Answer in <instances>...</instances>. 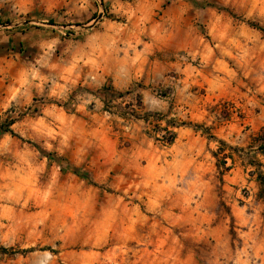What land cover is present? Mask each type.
<instances>
[{"label": "rangeland", "instance_id": "1", "mask_svg": "<svg viewBox=\"0 0 264 264\" xmlns=\"http://www.w3.org/2000/svg\"><path fill=\"white\" fill-rule=\"evenodd\" d=\"M13 2L34 44L18 47L29 93L0 99V264H245L247 252L248 264H264V218L235 223L222 187L229 154L264 194V162L249 153L264 135L251 127L264 115V0H0ZM163 17L181 28L185 86L209 116L201 129L230 121L232 144L209 138L182 158L161 138L189 121L186 109L145 114L140 100L115 103L111 93L97 108L98 90L71 82L109 59L107 41L86 29ZM7 44L0 37V50ZM155 94L178 100L174 89Z\"/></svg>", "mask_w": 264, "mask_h": 264}, {"label": "crops", "instance_id": "2", "mask_svg": "<svg viewBox=\"0 0 264 264\" xmlns=\"http://www.w3.org/2000/svg\"><path fill=\"white\" fill-rule=\"evenodd\" d=\"M22 10L23 7L17 2L0 3V19L9 18L8 22L0 24L4 28L0 29L1 41L4 44L8 43V49L4 47L0 50L2 67L0 68V99H2V103L19 99L27 95L30 90L28 85H19L21 81H30V74L29 62L18 53V47L29 46L31 42L34 44L30 35L34 31L23 26L22 19L17 15ZM167 20L163 17L150 24L136 18L112 24L102 21L86 29L87 35L88 33L98 35L102 37L103 41H107L109 59L106 62L102 61L100 65H89L83 72L79 71L71 79V82L76 81L80 85L85 84L93 90H98V93L92 95L97 108H102L104 96L111 93L113 94L112 102L115 103L132 104L137 99L140 100L141 109L145 114L150 112L169 114L182 107L188 111L186 117L192 123L206 122L209 116L202 104H193L194 95L191 91L188 92V88L185 86L188 76H182L187 66L183 65L179 56L183 48L181 28L173 30L167 24ZM111 27L113 28L111 29ZM83 33L81 31V34ZM175 34H177V38ZM144 36L148 38L144 39ZM18 62L21 65L15 67L14 65H17ZM6 66L15 68L11 70ZM157 89L165 91L174 89L178 100L170 102L168 98L157 97L155 94ZM180 93H183L181 98L179 97ZM113 117L119 119L115 114ZM147 124L148 118H140L136 121L135 128L141 136L142 142L149 144L151 137L144 132ZM232 125V122L229 121V124L210 128V130L215 137L232 144L235 141ZM263 126L264 115H258L251 122L252 128L259 129ZM175 133V139L169 146L175 148V153L183 156L182 158H191L196 152H201L207 147V142L211 146L210 139L192 126L175 127ZM258 147L259 145L250 147L249 149H253V151H249V153H255L257 158L264 162V152ZM227 155L226 159L229 162L225 163L227 173L223 175L222 187L225 190V196L228 197L235 223L245 225L256 216L264 218V194L259 191L258 180L250 178L248 168L244 164L237 165L235 158L232 155ZM244 185L252 187L248 195L240 193V188ZM247 246L251 249L260 248L257 243L245 242L242 249L246 250ZM260 246L263 248V244ZM250 259L251 255L247 252L243 258H240V261L248 264Z\"/></svg>", "mask_w": 264, "mask_h": 264}, {"label": "trees", "instance_id": "3", "mask_svg": "<svg viewBox=\"0 0 264 264\" xmlns=\"http://www.w3.org/2000/svg\"><path fill=\"white\" fill-rule=\"evenodd\" d=\"M182 125L192 126L196 131L200 130L201 133L206 134V136L208 138L216 139L215 135H213L209 130L201 129L202 128L201 123H192L191 121H182L180 123H171L170 127L172 128V127H178V126H182ZM165 129H166V135H163L161 140L163 141V143L165 145H171L175 139L176 133H175V131H173L172 129H168L167 127ZM261 136H262L261 138L263 139V142L259 145L258 148L264 152V135H261ZM219 142H223V141L219 140ZM213 155L216 156L217 152H214ZM227 156L228 155H225V154L222 156L223 164L226 162L225 159Z\"/></svg>", "mask_w": 264, "mask_h": 264}]
</instances>
